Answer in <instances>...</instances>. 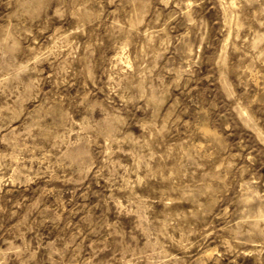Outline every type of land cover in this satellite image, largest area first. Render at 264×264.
Returning <instances> with one entry per match:
<instances>
[{"label": "rangeland", "instance_id": "rangeland-1", "mask_svg": "<svg viewBox=\"0 0 264 264\" xmlns=\"http://www.w3.org/2000/svg\"><path fill=\"white\" fill-rule=\"evenodd\" d=\"M0 264H264V0H0Z\"/></svg>", "mask_w": 264, "mask_h": 264}]
</instances>
